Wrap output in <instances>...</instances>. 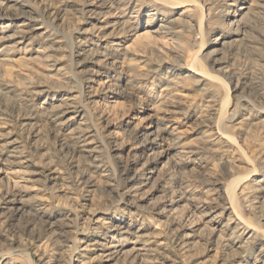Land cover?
<instances>
[{"label": "rangeland", "instance_id": "1", "mask_svg": "<svg viewBox=\"0 0 264 264\" xmlns=\"http://www.w3.org/2000/svg\"><path fill=\"white\" fill-rule=\"evenodd\" d=\"M89 1L0 0V145L16 143L22 158L0 162V264H264V0L245 1L258 17L222 66L209 54L212 40L236 7L192 0L164 11L153 0H97L89 13ZM184 10L193 21L152 33ZM3 11H25L35 17L31 29L60 43L6 48L25 18ZM197 52L207 56L204 71L225 84L189 75ZM91 72L109 81L96 87L94 104L83 89ZM68 100L87 105L97 161L68 136L81 118L55 120ZM148 122L171 126L174 145L135 194L132 149ZM114 146L124 148L119 157ZM183 195L195 202L172 206Z\"/></svg>", "mask_w": 264, "mask_h": 264}, {"label": "bare ground", "instance_id": "2", "mask_svg": "<svg viewBox=\"0 0 264 264\" xmlns=\"http://www.w3.org/2000/svg\"><path fill=\"white\" fill-rule=\"evenodd\" d=\"M104 1L107 2L106 0ZM153 1L158 6H160V10H164V11H168V9H171L176 4L180 5L182 8H187L190 6L189 4H191V2H194L192 0H153ZM245 1L246 0H219V3L221 5L227 6L228 8L236 7L240 13H238V11L234 13L227 11L225 13V15L227 16L226 19L219 21L217 25L218 27H216V29H220L221 34L219 35V37L214 38L212 40V44L214 48L209 53L210 55L211 54L213 55L214 57L213 61L216 64L218 63L221 66L223 64L226 65L227 55H229L231 52H235L236 50L235 47L236 46L238 47V44H243L244 41H246L248 37V30L249 28L252 27L253 22H255L258 17L257 13H255L254 11L250 10L248 7L245 6L246 5ZM86 4H87L86 9L89 13L92 12L97 7H99V3L97 0H91ZM22 6L25 7V5H22ZM4 11L2 12L3 14L2 13L1 14L9 18H14L18 15L24 16L25 18L23 23L20 25V28L14 31L12 34H10L7 37L6 39L7 43L5 45L6 48H16L17 49L18 47L23 46V45L30 46L33 43V40L37 38H42L44 40H47L48 42L52 43V45H58L60 43V41L55 40L52 37V35H47L46 33H39L38 31L41 30L40 26L31 29V24L35 20V17L25 15V11H15V12H10V13L8 12V14L7 12H4ZM189 12H190L189 10H184L179 14L178 18H174L168 21L164 19V21H161V23L157 26L155 30H152V33L157 34V35L173 33L174 27H172V25H175V26L184 25L187 23L186 18H188L190 21L191 20L193 21ZM155 13L156 12H154L152 15L154 16ZM180 17H183V19H181ZM197 25H198V30H200L199 29L200 24L198 23L196 24V26ZM105 26L106 27H104V30H105L104 34H106V32L109 31L110 28L112 27L108 23H106ZM188 29L193 30L192 27H189ZM111 35L112 34L108 33L107 38L111 39L110 38ZM29 38H31V40L27 41ZM204 58H207V56L206 55L200 56L198 55V52L197 54L190 56L189 63H188V72L190 73L189 75L190 76H200V80H199V82L201 83L200 85H204L207 82L225 84V81L222 80V78H216L215 76L211 75L207 71H204V66H203ZM108 83L109 81L101 83L97 72H91L86 77L85 81L83 82V89L85 93L89 94V98L87 99H89L88 101H90L89 102L90 104H94L96 101L95 99L97 98V92H98L96 91L97 90L96 87H99V88L102 87L103 89H105ZM228 99L229 98L225 99L221 106L220 113L222 115L225 114V110L228 106ZM210 102L212 105V106L210 105V107L214 108V110H215V107L217 108L218 106H220L217 104V101L215 99H211ZM85 110H87V105L83 103L76 104L74 102H71V100L63 101L60 106L55 108V113L60 114L55 120H58L60 118H65L66 123H69V125H71V124H74L79 118H81L80 119L81 122L78 123L79 128L76 129V131H72L71 133H69L68 136L70 139L76 142L77 147L80 149L82 153H84V155H86L88 158H91L97 161L99 160L102 154L101 152L102 148L96 139V134H98V132H96L95 129H91L87 127L86 121L84 122L85 117L82 114L83 113L85 114ZM53 113L54 111H51V114ZM236 119H237V116L235 115L232 118H230L231 122L235 121ZM31 120H34V118H32ZM60 124H65V123L62 121V123ZM170 127L165 126L164 124H162V122H159L156 124H153V123L147 124V127L145 128L143 134L141 135L142 138L144 139L143 143L140 146H136L135 148L132 149L133 157H134L133 164H132V167H133L132 170H135V174L130 181L133 186L132 190L135 194L140 193L144 188L148 187L149 184L153 180H155L158 170L155 167L156 165L154 167L153 165L157 161H159L160 158H163L164 156L168 155L171 152V148L174 145V143L169 139V136L173 135L169 131ZM218 134L221 139L228 140V137L221 129H218ZM15 144L16 143L10 141L8 143L0 145V162L3 161L5 155L8 157V159H13V160H18L21 158L19 157V151L16 148H13ZM123 151H124L123 147L114 146L113 151H112L114 153L113 156L119 157V155ZM9 152H11L12 154L7 155V153ZM147 152H151L150 156H152L149 159V163L144 164L141 169H138L137 167L143 161V158H144L143 155H145ZM4 161L7 162L8 160L4 159ZM26 163L27 161L22 160L20 161L19 164L25 165ZM100 168L101 166L94 167V170H95L94 172H98ZM49 171H50V180L51 181L55 180L57 178L56 170L49 169ZM182 200L183 201L188 200L192 203L195 202L194 199H188L186 196L183 195L180 199H177V201L172 202L171 204L172 206L176 205L178 203H181ZM17 211H22V209L19 208ZM84 239L86 240V237H84ZM83 242L84 240L82 241V244H84ZM142 251H148V250L144 248L142 249Z\"/></svg>", "mask_w": 264, "mask_h": 264}]
</instances>
